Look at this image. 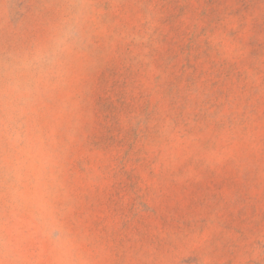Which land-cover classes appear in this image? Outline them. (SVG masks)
Masks as SVG:
<instances>
[{
    "label": "rangeland",
    "instance_id": "374dc122",
    "mask_svg": "<svg viewBox=\"0 0 264 264\" xmlns=\"http://www.w3.org/2000/svg\"><path fill=\"white\" fill-rule=\"evenodd\" d=\"M0 264H264V0H0Z\"/></svg>",
    "mask_w": 264,
    "mask_h": 264
},
{
    "label": "clouds",
    "instance_id": "9594fccd",
    "mask_svg": "<svg viewBox=\"0 0 264 264\" xmlns=\"http://www.w3.org/2000/svg\"><path fill=\"white\" fill-rule=\"evenodd\" d=\"M46 55H49V56H50V55H52V53H48V54H46Z\"/></svg>",
    "mask_w": 264,
    "mask_h": 264
}]
</instances>
